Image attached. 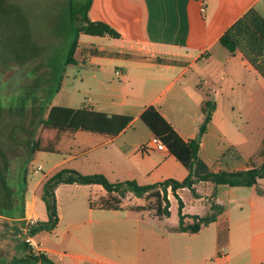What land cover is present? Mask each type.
<instances>
[{
  "label": "crops",
  "instance_id": "1",
  "mask_svg": "<svg viewBox=\"0 0 264 264\" xmlns=\"http://www.w3.org/2000/svg\"><path fill=\"white\" fill-rule=\"evenodd\" d=\"M250 9L264 18V0H91L89 19L107 23L119 36L84 34L92 38L79 39L72 62L63 64L40 115L38 148L31 157L37 163L34 168L40 165L44 171L29 199L24 196L20 215L9 214L10 209L0 213V240L8 242L15 258L26 251L18 224L27 217L48 221L42 186L61 169L141 185L188 175L167 148L148 145L153 133L140 115L149 105L188 141L203 120L202 104L213 100L215 110L201 138L199 157L214 172L250 166L234 160L248 142L243 110L248 105L260 109L264 79L241 52L230 53L219 43L222 33ZM53 106L131 120L116 134L46 126L42 121ZM6 112L10 115L9 109ZM258 182L264 186V179ZM213 186L210 181L195 183L197 197L188 188L177 190L185 215H200L212 202L221 205L215 221L189 233L167 229L178 221L170 190V215L159 219L153 210L137 208L145 200L131 192L120 197L97 183H59L54 189L57 223L34 237L41 235L38 243L55 264H264V194L253 187L230 186L226 192L231 197L222 203L208 190ZM70 188L76 191L70 194ZM107 197H117L118 206L103 207L101 200ZM7 248L0 253L6 254Z\"/></svg>",
  "mask_w": 264,
  "mask_h": 264
},
{
  "label": "trees",
  "instance_id": "2",
  "mask_svg": "<svg viewBox=\"0 0 264 264\" xmlns=\"http://www.w3.org/2000/svg\"><path fill=\"white\" fill-rule=\"evenodd\" d=\"M2 0H0L1 2ZM5 2V0H3ZM91 0H85L82 3L69 1V22L74 30V36L69 43L64 64L71 63L77 46L80 34L92 36H110L118 37L119 33L107 23L101 21H92L88 17V9ZM219 43L223 45L230 53L239 51L243 57L251 64L257 73L264 79V18L254 9L245 12L236 19L219 37ZM11 62V61H10ZM203 120L199 125L196 136L188 141L183 140L174 130L171 124L158 112V110L149 105L140 115L143 123L159 137L166 145V148L175 156V158L187 168L188 175L182 180L166 179L158 183L138 184L135 180H124L119 182H110L102 174H81L73 169H61L53 176L48 178L42 186V200L45 203L49 214L47 222H38L31 230L35 234L39 230L52 229L57 223L56 199L54 189L59 183H79V184H101L108 194L116 192L120 197H124L127 192L133 193L136 197H142L144 200L155 199L154 206L146 204L137 208H148L154 211L159 217H168L169 199L167 196V187L178 200V221L170 224L167 229L171 232H189L195 233L203 226L215 221L217 214L221 211V205L212 202L208 209H205L200 215H191V222L185 220L187 215L182 213L183 202L177 194L180 188H188L194 196H198L194 184L199 181H210L214 186L226 184L228 186L253 187L259 195L264 194V186L259 185L258 180L264 179V160L260 165L253 162L244 170L238 171H212L199 157L198 151L201 138L205 133L215 110V102L211 99L202 104ZM2 109V108H1ZM131 120L126 115H107L95 111H83L71 109L62 106H53L47 118L42 122L46 126H57L66 128H82L91 131L107 132L116 134L122 130ZM264 158V141L258 154ZM161 189V191L159 190ZM11 189L4 185L0 189V213H8V210L17 206L21 207V200L15 203L11 195ZM5 196L2 200L1 195ZM12 198L7 202V197ZM103 207L116 208L119 199L116 197H107L101 200ZM23 206V205H22ZM11 214V213H9ZM14 215V214H11ZM20 215V214H19ZM23 246L26 250V244ZM16 264H55L46 255L34 256L31 253L24 252V255L15 258Z\"/></svg>",
  "mask_w": 264,
  "mask_h": 264
},
{
  "label": "rangeland",
  "instance_id": "3",
  "mask_svg": "<svg viewBox=\"0 0 264 264\" xmlns=\"http://www.w3.org/2000/svg\"><path fill=\"white\" fill-rule=\"evenodd\" d=\"M69 1L5 0L4 2L2 0L0 2V114L4 112V118H8L6 109L14 112L23 108V112L24 108H29L32 100L35 99L38 100V110L41 115L51 100L55 91L54 87L63 71L64 58L69 43L74 36V30L69 22ZM73 1L82 3L85 0ZM91 38L84 34L79 35L80 42L88 41ZM40 91L42 95L37 98L36 94ZM259 95L260 109L248 105L243 110L247 122L242 128L248 137V142L242 148L239 157L234 160L239 164L253 162L255 165H260L264 160L258 155L264 141V93L260 91ZM26 113L29 114V111L27 110ZM10 116L12 123L14 117L12 118L11 113ZM4 121L0 120V136L7 135L11 128L9 126L11 123L6 125ZM0 142L3 143V139L0 138ZM23 143L24 145L28 144V141ZM36 164V162L33 163L34 166ZM27 168L26 165L23 169L15 172L18 175L17 180L14 179L10 170L6 173L7 185L11 189L15 203L19 204L18 202L21 200V207L16 208L15 205L9 210V213L14 215L22 213L24 196L29 199L34 182L44 171L43 169L33 174V171L30 172ZM203 188L201 187L200 190L203 191ZM228 189H230L228 185L208 188L214 195L222 198V203L231 197L226 192ZM69 190L70 194L76 191L72 188ZM36 196L39 201L40 189H36ZM170 197L177 205H173V216L175 217L178 200L173 193ZM210 197H207L208 201H210ZM10 199L12 198L7 197L8 202ZM145 204L149 207L154 206L155 199L149 198L145 200ZM39 209L41 207L38 202L37 210L39 211ZM187 217L190 218L191 215L189 214ZM40 236L34 237L37 242L41 239ZM6 245L8 246L6 254L0 253V264H16L12 247L8 245V242L0 240L1 249H4Z\"/></svg>",
  "mask_w": 264,
  "mask_h": 264
},
{
  "label": "flooded vegetation",
  "instance_id": "4",
  "mask_svg": "<svg viewBox=\"0 0 264 264\" xmlns=\"http://www.w3.org/2000/svg\"><path fill=\"white\" fill-rule=\"evenodd\" d=\"M36 95L37 98H39L41 97L42 92L40 91V93ZM38 109V100H32L31 106L27 109L24 108L23 112V108L10 112L12 118L14 117L12 123L10 122L11 116L8 115V113H6L8 118H4V112L0 114V120H5L4 124L9 125L8 123H11L9 125L11 128L7 135L0 136V138L3 139V143L0 142V189H3L4 185L8 183L6 173L9 172V170L12 172L14 179L16 178V180L18 175L15 172L23 169L26 165L30 172L33 171V174L35 173L31 157L38 148L37 139H35L40 123ZM27 110L29 111V114L26 113ZM25 141H28V144L26 143L24 145L23 142ZM24 179L26 180V178Z\"/></svg>",
  "mask_w": 264,
  "mask_h": 264
},
{
  "label": "built area",
  "instance_id": "5",
  "mask_svg": "<svg viewBox=\"0 0 264 264\" xmlns=\"http://www.w3.org/2000/svg\"><path fill=\"white\" fill-rule=\"evenodd\" d=\"M148 145L152 148L158 149V150H164L166 149V145L161 141L159 137L156 135H152L150 140L148 141ZM146 145L141 147V150H145ZM35 172H38L41 170V166L35 167ZM161 191V189H159ZM167 190H170V187H167ZM39 220L34 217H27L23 219L18 224V234L22 238V241L26 244V252L33 254L34 256H39L41 254L45 255V252L43 249H41V245L35 240L34 234H32L31 230L38 224ZM36 264H41L40 262Z\"/></svg>",
  "mask_w": 264,
  "mask_h": 264
}]
</instances>
